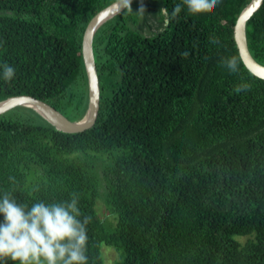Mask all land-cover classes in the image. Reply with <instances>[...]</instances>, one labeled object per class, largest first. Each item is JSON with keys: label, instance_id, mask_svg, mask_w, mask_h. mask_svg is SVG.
Masks as SVG:
<instances>
[{"label": "trees", "instance_id": "trees-1", "mask_svg": "<svg viewBox=\"0 0 264 264\" xmlns=\"http://www.w3.org/2000/svg\"><path fill=\"white\" fill-rule=\"evenodd\" d=\"M117 1L0 0V65L16 70L5 83L0 69V102L25 96L83 118L82 37ZM249 2L193 15L183 0H134L106 21L92 41L100 97L90 128L63 133L22 106L0 114V197L30 207L76 193L90 217L87 264H104L102 245L122 251L118 264H264V80L234 41ZM246 38L264 66V0ZM233 56L238 73L222 64ZM245 82L250 91L234 92Z\"/></svg>", "mask_w": 264, "mask_h": 264}, {"label": "clouds", "instance_id": "clouds-1", "mask_svg": "<svg viewBox=\"0 0 264 264\" xmlns=\"http://www.w3.org/2000/svg\"><path fill=\"white\" fill-rule=\"evenodd\" d=\"M130 6L131 0H124ZM222 3V0H183L187 11L193 15L207 14ZM182 10L177 4L172 16ZM160 12L167 17V8ZM210 43L218 44L215 37ZM188 56V52L181 53ZM231 73H238L237 57L222 61ZM5 83L11 82L16 74L14 67L7 63L0 65ZM249 83H241L234 92L250 91ZM10 181L14 178L10 177ZM79 196L70 195V199L60 202L45 203L37 201L30 207L18 203L11 192L0 197V264H87L86 245L88 241L87 224L90 217L83 216L78 207Z\"/></svg>", "mask_w": 264, "mask_h": 264}, {"label": "water", "instance_id": "water-1", "mask_svg": "<svg viewBox=\"0 0 264 264\" xmlns=\"http://www.w3.org/2000/svg\"><path fill=\"white\" fill-rule=\"evenodd\" d=\"M133 0H131L132 2ZM263 0H250L249 4L241 11L234 26V41L238 55L245 68L255 77L264 80V66L254 60L249 52L246 39V23L258 10ZM131 4V3H130ZM128 6L124 0L109 5L98 12L88 23L81 44V54L88 88V105L83 120L78 123L67 121L56 110L34 99L25 96L7 98L0 102V114L17 106L30 108L40 117L45 119L52 127L63 133L75 134L91 127L97 116L100 88L94 63L92 41L96 31L109 19L120 13ZM78 124V125H76Z\"/></svg>", "mask_w": 264, "mask_h": 264}, {"label": "rangeland", "instance_id": "rangeland-1", "mask_svg": "<svg viewBox=\"0 0 264 264\" xmlns=\"http://www.w3.org/2000/svg\"><path fill=\"white\" fill-rule=\"evenodd\" d=\"M96 211L101 218H103L107 215L101 202L97 203V210ZM240 239L244 240L245 238H240ZM101 256H102L104 264H118L121 262V260L123 258V253H122V251L116 250L115 248L102 245L101 246Z\"/></svg>", "mask_w": 264, "mask_h": 264}, {"label": "bare ground", "instance_id": "bare-ground-1", "mask_svg": "<svg viewBox=\"0 0 264 264\" xmlns=\"http://www.w3.org/2000/svg\"><path fill=\"white\" fill-rule=\"evenodd\" d=\"M247 39V38H246ZM247 45H248V43H247ZM250 52V51H249ZM255 60V59H254ZM256 61V60H255ZM85 115V114H84ZM83 120V118H81V119H79V120H76V121H72V122H74V123H78L79 124V122H81ZM47 122V121H46ZM48 123V122H47ZM78 124H76V125H78Z\"/></svg>", "mask_w": 264, "mask_h": 264}]
</instances>
